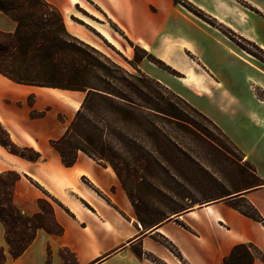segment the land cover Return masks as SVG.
<instances>
[{
  "label": "crops",
  "instance_id": "obj_1",
  "mask_svg": "<svg viewBox=\"0 0 264 264\" xmlns=\"http://www.w3.org/2000/svg\"><path fill=\"white\" fill-rule=\"evenodd\" d=\"M147 1L78 0L72 4L65 0L59 11L68 28L73 27V16L95 30L77 9L98 25L108 26L104 19L112 21L137 47L180 74L185 85L165 71L138 63L142 73L211 120L238 149L259 182L229 199L190 202L191 206L166 215L155 225L142 227L113 170L80 150L72 165H65L51 145L65 136L71 107L79 106V99L61 89L16 84L0 74V129L7 142L34 156L12 154L0 144V176H15L11 202L22 216L36 215L38 202L47 201L58 228L55 232L36 229L28 247L12 258L0 222L3 264H222L236 246L248 249L251 264H264V103L251 92L253 85L264 94V63L214 42L208 38L214 33L195 22L200 37L184 31L187 41L152 42L150 32L168 25L161 23L163 18L155 25L149 23ZM187 1L264 55V0ZM167 11L162 14L169 15ZM14 29L12 21L0 16V32ZM204 32L209 33L207 37ZM109 34L114 40L111 31ZM86 38L89 42L78 35L95 47L92 37ZM185 52L190 58L184 57ZM198 100H204L206 108ZM34 113L39 115L32 116ZM244 208L254 211L259 220L246 215Z\"/></svg>",
  "mask_w": 264,
  "mask_h": 264
},
{
  "label": "rangeland",
  "instance_id": "obj_2",
  "mask_svg": "<svg viewBox=\"0 0 264 264\" xmlns=\"http://www.w3.org/2000/svg\"><path fill=\"white\" fill-rule=\"evenodd\" d=\"M44 1L60 14L59 10L65 0ZM0 5L10 10L9 15L0 11V16H6L15 24L12 33L0 32V69L20 79L41 82L45 86L35 87L71 89L61 90L79 99L80 105L71 107L68 128L77 112L81 111L82 117L67 135V139L57 143V148L62 151L67 161H70L76 149L80 148L94 154L101 165L111 170L114 168L113 172L116 173L120 188L128 197L133 214L142 227L155 225L166 215L182 207L191 206L190 202L200 203L203 199L223 195L233 196L237 191L257 183L247 164L242 161L237 148L185 107L179 99L181 96L142 73L138 69V63L143 62L148 68L165 71L178 84L185 85V82L180 80L182 76L162 63L159 65L155 57L148 55L141 49L143 47H137L136 42L127 37L112 21L106 22L102 18L108 26L94 22L91 24L94 29L95 25L101 27L109 36L111 31L116 42L111 36L110 40L105 39L95 29L105 41L95 30L73 16L70 17L74 22L73 27L68 28L60 14L67 35L60 32V26L53 15L41 23L34 19L32 23L27 20L26 24L30 27L22 31L35 33L36 28L41 27L48 38V42L44 43L38 33L34 39V42H41V45L49 49L48 57L42 59L34 42L31 49L22 55L16 50V42L11 38L18 27L13 20L14 16L33 18L39 14L40 9L26 4L23 0H0ZM146 11L150 16V24L155 25L163 18L161 23L168 25L154 33L150 32L152 42H182L184 39L187 41L188 37L184 31L200 37L201 32L197 25L192 23L195 22L214 33V36L210 37L209 33L204 32V37L208 36L214 42L228 45L232 52L249 60L258 59L264 63V55L249 41L218 24L215 19L187 0H148ZM166 11L169 15L162 14ZM76 13L88 21L84 17L89 16L83 10L77 9ZM81 32L92 37L96 48L81 41L89 42ZM184 57L190 58L189 52H185ZM186 83L188 84L187 81ZM105 90L124 96L139 107H147L150 104L177 110L188 125L183 127L166 120L161 121L148 109H130L117 99L108 101L102 96L92 94ZM251 92L264 103V94H259L253 85ZM88 93L91 97L87 104L82 106ZM28 103L31 104L32 100L29 99ZM198 103L202 109L207 106L204 100H198ZM154 129L160 133L163 142L160 149L156 148L149 136ZM0 142L7 143L1 129ZM12 150L27 158L34 157L28 149ZM228 158H234L235 161H229ZM239 172H242L244 177H240ZM14 179L15 176L10 173L0 176V217L5 229L8 256L12 258L21 255L28 247L36 229L49 232L58 230L47 201L38 202L40 211L34 216L19 215V211H16L11 202V186ZM244 210L252 214L251 210ZM4 258L0 250V264H3ZM239 264L249 263L239 261Z\"/></svg>",
  "mask_w": 264,
  "mask_h": 264
},
{
  "label": "trees",
  "instance_id": "obj_3",
  "mask_svg": "<svg viewBox=\"0 0 264 264\" xmlns=\"http://www.w3.org/2000/svg\"><path fill=\"white\" fill-rule=\"evenodd\" d=\"M23 1L26 4H29L30 6H34V7L37 6L40 9V11H39V14L37 16L33 17V18L31 16L30 17L29 16H26V17L22 16V18L19 17V16H16V17L14 16V18H13V20L15 21V23L17 24L18 27H17L15 35H13V37H11V38H13L14 42H16V46H15L16 50H18L22 55H25V53L29 49H31V47L33 45V42H34V39L37 36L36 34L40 33L39 34V38L44 43L48 42V38L46 37L44 31H42L43 29H41V27L36 28L35 33H27L25 31H22V30L30 27L29 25L26 24L27 20H29V22L32 23V22H34L33 21V19H34L35 21L37 20L38 22L41 23V21L45 22L46 19L50 15H53V17L56 18V20H57V22H58V24L60 26V32L62 34H64V35H67L65 27L63 25L62 17H61V15L59 14V12L57 10L53 9L44 0H23ZM0 11L2 13H4L5 15H9V13H10V10H8L5 6H2V5H0ZM34 43L39 48V52L41 53L40 58L45 59L46 57H48V55H49L48 47H46L45 45H41L40 44L41 42H39V44H38V42H34ZM158 64L162 65L160 62H158ZM0 74L3 75L4 77L8 78L9 80L13 81L16 84L45 87L44 84L41 83V82H34V81L27 80V79H20L18 77L10 75L8 72H6V71H4L2 69H0ZM59 89L71 90L69 88H62V87H59ZM92 94H96V95L102 96V98H104V99H106L108 101H112L113 99L114 100L117 99V100L123 102V104L127 105L130 109H137V108L138 109H143V110L144 109H148V111L151 112L154 115L155 118H157V119H159L161 121H165L166 120L168 122H172L173 124H177L178 126H183V127H186L184 125H188V123L185 121L184 117L180 116V114L178 113L177 110H175V111L173 109L169 110V108H167V107L165 108L164 106H158V105L152 106L150 104H148L149 106H147V107H145V106L144 107H139L134 102L130 101L128 98H126L124 96H120V95L115 94L113 92H110L109 90L101 91V93L100 92H98V93L94 92ZM90 95L91 94H89V93L87 94L82 106H85V104H87V102L89 101V98L91 97ZM176 97H178V96H176ZM179 99L181 100L182 104L185 107L189 108L194 114H196L199 117H201L206 123H208L215 130H217L223 138H225L228 142H230V140L224 135V133L211 120H209L202 113H200L199 111L194 109L192 106H190L188 103H186L182 98H179ZM172 110H173V112H171ZM130 116L132 117V115H130ZM81 117H82V112L81 111L77 112L73 122L71 123L70 127L68 128V130L66 132V135L61 140L51 143L52 147L59 152L64 164L68 165V166L72 165V163L74 162L75 155L73 156V158L70 161H67L65 159V156L63 155L62 151L57 148V143L59 144L60 141L63 142L64 140L67 139V135H69L73 131L74 127L78 124V122L81 121ZM78 136H80V135H78ZM149 136H150L152 142L155 144L156 148L160 149V144H163L162 140L160 139V133H158V131H156V129H154V131L149 133ZM0 144L3 147H5L6 149H10L9 150L10 153L16 154V152L12 150V149H16V148L11 143H9V142H7V143L0 142ZM77 150H80V151L90 155L91 157L95 158V155L91 154L87 150H83V149H80V148H77L76 151ZM21 157H24V156H21ZM228 159H229V161L230 160H234L235 161L234 158H228ZM247 167H248V169L251 170L252 174L254 175V179L258 183L259 179L255 175L254 170L248 164H247ZM113 170L115 171L114 168H113ZM239 173H240L239 174L240 177H244L243 176L244 174L242 172H239ZM257 183L255 185H257ZM255 185H252V186H250L248 188H245V189H251ZM245 189L237 191L236 193H234V194H236L234 196L240 195V193L242 191H244ZM231 197H232L231 195H223L221 197H218V196L215 197V198L212 197V199H213V201H215L216 199H222V198L229 199ZM16 211L18 212L17 209H16ZM251 212H252V214L246 212V215H248L250 218H252L254 220H259V216L254 211H251ZM19 215H21V214H19ZM0 222L3 224V221L1 220V217H0ZM251 260H252V256H251L250 252L248 251V249L245 246H236V247H234L232 249L230 255L223 259L222 264H232V263L233 264H239V261H247L249 264H251Z\"/></svg>",
  "mask_w": 264,
  "mask_h": 264
},
{
  "label": "bare ground",
  "instance_id": "obj_4",
  "mask_svg": "<svg viewBox=\"0 0 264 264\" xmlns=\"http://www.w3.org/2000/svg\"><path fill=\"white\" fill-rule=\"evenodd\" d=\"M71 2L72 3H74L75 2V0H71ZM86 21V20H85ZM89 21V20H88ZM86 21L87 23H89V24H91V23H93V22H91V21ZM94 24V23H93ZM92 25V24H91ZM93 26V25H92ZM95 27V29L105 38V39H111L110 38V36L108 35V33L106 32V31H104L101 27H99V26H97V25H95L94 26Z\"/></svg>",
  "mask_w": 264,
  "mask_h": 264
}]
</instances>
